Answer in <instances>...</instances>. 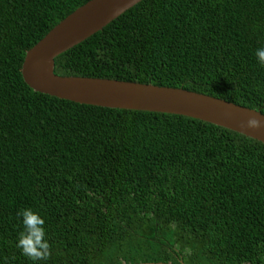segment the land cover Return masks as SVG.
Masks as SVG:
<instances>
[{"label": "trees", "instance_id": "trees-1", "mask_svg": "<svg viewBox=\"0 0 264 264\" xmlns=\"http://www.w3.org/2000/svg\"><path fill=\"white\" fill-rule=\"evenodd\" d=\"M89 0H0V264L17 210L36 264H264V145L181 115L34 93L25 53ZM264 0H143L54 59L57 76L182 88L264 114Z\"/></svg>", "mask_w": 264, "mask_h": 264}, {"label": "water", "instance_id": "water-1", "mask_svg": "<svg viewBox=\"0 0 264 264\" xmlns=\"http://www.w3.org/2000/svg\"><path fill=\"white\" fill-rule=\"evenodd\" d=\"M141 1L143 0H89L77 8L25 53L21 66L25 85L34 93L77 104L189 117L264 145V114L260 111L182 88L55 75L54 59L57 56L101 31ZM250 119L260 121L262 126L255 129L248 127Z\"/></svg>", "mask_w": 264, "mask_h": 264}, {"label": "clouds", "instance_id": "clouds-1", "mask_svg": "<svg viewBox=\"0 0 264 264\" xmlns=\"http://www.w3.org/2000/svg\"><path fill=\"white\" fill-rule=\"evenodd\" d=\"M257 64L264 68V46L254 52ZM250 128L261 127V122L250 119L247 122ZM16 215L20 218L21 230L17 233L16 248L21 255L26 257L32 264L39 261H47L52 255V245L46 238L45 218L41 213L26 207L17 210Z\"/></svg>", "mask_w": 264, "mask_h": 264}]
</instances>
